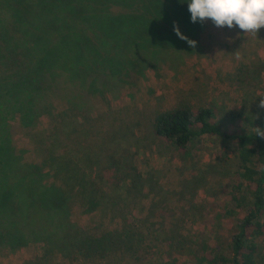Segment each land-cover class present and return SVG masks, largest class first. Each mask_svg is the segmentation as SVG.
Masks as SVG:
<instances>
[{"label":"rangeland","instance_id":"1","mask_svg":"<svg viewBox=\"0 0 264 264\" xmlns=\"http://www.w3.org/2000/svg\"><path fill=\"white\" fill-rule=\"evenodd\" d=\"M196 41L178 62L155 61L126 82L101 75L100 91L77 107L42 96L29 123L14 114L12 144L23 163L42 167L34 184L50 228L20 219L19 244L0 236V264H186L203 242H220L223 222L213 217L229 199L234 142L204 135L181 151L154 135L152 121L178 104L210 106L221 118L263 113L264 28L206 20ZM258 245L262 259L264 239Z\"/></svg>","mask_w":264,"mask_h":264},{"label":"trees","instance_id":"2","mask_svg":"<svg viewBox=\"0 0 264 264\" xmlns=\"http://www.w3.org/2000/svg\"><path fill=\"white\" fill-rule=\"evenodd\" d=\"M190 17L187 0H0L1 238L19 244L22 235L12 231L20 219L37 230L50 228L34 184L42 181V167L23 163L12 144L14 114L27 124L42 96L66 98L70 108L77 107L94 86L100 91L101 75L126 82L155 61L178 62L194 47L177 37L174 24L194 40L203 24ZM255 112L221 118L210 106L178 104L153 118L154 135L178 150L204 135L228 138L236 146L229 199L213 217L223 222L217 224L223 237L218 244L203 242L186 264H264L258 257L264 239V112ZM225 120L239 127L228 131ZM174 261L166 264H180Z\"/></svg>","mask_w":264,"mask_h":264},{"label":"clouds","instance_id":"3","mask_svg":"<svg viewBox=\"0 0 264 264\" xmlns=\"http://www.w3.org/2000/svg\"><path fill=\"white\" fill-rule=\"evenodd\" d=\"M187 2L193 23L211 20L216 27L238 28L246 33H257L264 28V0H187ZM173 30L189 47L196 46L197 41L184 35L178 25L174 24ZM260 106L264 107V99L260 101Z\"/></svg>","mask_w":264,"mask_h":264}]
</instances>
